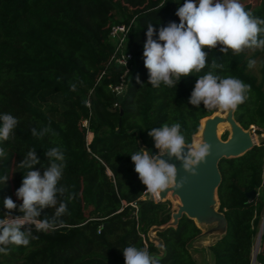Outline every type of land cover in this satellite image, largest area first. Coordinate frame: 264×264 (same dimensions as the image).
Returning a JSON list of instances; mask_svg holds the SVG:
<instances>
[{
    "label": "trees",
    "instance_id": "1",
    "mask_svg": "<svg viewBox=\"0 0 264 264\" xmlns=\"http://www.w3.org/2000/svg\"><path fill=\"white\" fill-rule=\"evenodd\" d=\"M186 0H0V114L19 121L12 138L0 141V217L8 212L3 199L22 204L16 191L28 169L18 166L34 149L41 163L31 170L43 175L50 166L46 152L59 147L66 168L58 187L65 188L60 201L68 212L55 217V208L41 210L38 219H54L58 227L48 233L34 225L30 244L10 245L0 264H125L127 246L147 248L159 264H198L190 241L203 229L183 215L176 226H164L172 217V201L143 197L146 186L139 179L131 154L159 152L149 136L153 128L181 123L187 144L193 142L201 120L215 112L201 103H189L200 75L211 70L213 59L224 65L214 70L221 77L240 79L251 85L248 99L235 110L245 128H264V51L245 49L234 56L216 49L208 52L209 66L180 80L175 88H154L145 67L144 44L148 26L156 29L180 22L176 12ZM254 16L264 18V0H240ZM130 25L124 51L132 57L125 65L113 54L117 41L114 24ZM163 43V42H161ZM256 61L248 68V61ZM125 78L126 87L113 85ZM118 102V105H115ZM84 120L88 124H84ZM2 125V121H0ZM45 128L51 131L44 133ZM43 133L33 136L32 130ZM93 132L88 139V131ZM229 132L222 136L226 139ZM219 209L227 231L209 248L214 264H252L253 246L264 215V138L245 153L224 157L219 163ZM2 186V185H0ZM256 190L250 199L248 192ZM137 201V207L130 204ZM12 215H22L19 207ZM63 222L60 224V222ZM155 228L163 251L150 239ZM256 258L264 264V231Z\"/></svg>",
    "mask_w": 264,
    "mask_h": 264
},
{
    "label": "clouds",
    "instance_id": "2",
    "mask_svg": "<svg viewBox=\"0 0 264 264\" xmlns=\"http://www.w3.org/2000/svg\"><path fill=\"white\" fill-rule=\"evenodd\" d=\"M176 15L180 22H170L167 27H161L159 42L153 38L156 29L151 24L148 26L143 55L145 67L149 71L148 82L154 88L161 85L175 88L182 78L201 73L209 66L208 52L204 49L220 46V51L225 55L231 51L234 56L240 55L245 49L264 51V18L254 16L240 0H186ZM255 66L256 61L250 59L248 68ZM210 68V71L199 76L189 103L197 107L203 103L209 111H235L248 99L251 85L237 78L214 74V70L224 68L215 59L211 61ZM0 121V141H8L19 121L9 113L0 114ZM49 131L50 128L44 129V133ZM32 134L43 135L37 133L36 129L32 130ZM148 134L154 139L159 156L167 154L181 160L183 168L192 175L197 174L196 166L206 162L211 154V146L206 142L188 144V151L185 152L186 141L179 122L153 128ZM46 155L51 162L43 175L31 170L41 163L35 148L27 152L18 166L28 169L21 187L16 191L22 204L18 206L10 197L3 199V206L8 212L0 217V254L7 255L10 245L27 247L32 239L39 238L32 235L30 228L22 230L25 225H34L37 232L44 233L58 227L54 219H38L44 208H55L57 218L68 212V202L74 199V194L67 201H60L57 206V195L65 192V188L58 187L66 168L65 153L59 147H52ZM4 156L5 152L0 148V157ZM159 156L143 149L131 154L139 179L147 192L153 195H158L172 185L177 188L183 186V182H177V168ZM7 181V175L0 177V187ZM17 207L22 215L13 216L12 210ZM123 255L125 264H159L158 258L150 255L147 248L127 246L123 249Z\"/></svg>",
    "mask_w": 264,
    "mask_h": 264
},
{
    "label": "water",
    "instance_id": "3",
    "mask_svg": "<svg viewBox=\"0 0 264 264\" xmlns=\"http://www.w3.org/2000/svg\"><path fill=\"white\" fill-rule=\"evenodd\" d=\"M204 125L201 132V142L211 146V154L196 166V175H192L183 168L181 160L169 157L167 154L154 156L164 159L177 168V182H183L181 188L175 185L159 193L161 199L178 198L176 209L172 211L171 219L164 226H176L183 215L193 218L195 222L206 230L199 235L216 234L222 236L227 231L228 221L223 211L219 209L218 187L222 180L219 163L224 157L238 156L245 153L255 144V138L249 128L243 127L235 118V111L213 113L203 118ZM229 122L230 134L223 139L219 134V124ZM201 128V125H200ZM200 130V129H199ZM187 143L185 152L188 151ZM256 190L248 192L252 199ZM155 230V228H152ZM264 226L260 229L256 249L253 251L252 261L256 259L260 249L261 235ZM197 235V236H199Z\"/></svg>",
    "mask_w": 264,
    "mask_h": 264
},
{
    "label": "rangeland",
    "instance_id": "4",
    "mask_svg": "<svg viewBox=\"0 0 264 264\" xmlns=\"http://www.w3.org/2000/svg\"><path fill=\"white\" fill-rule=\"evenodd\" d=\"M214 113H225V111H220V110H215ZM229 132L230 134V129H224L222 132H220V135L223 136V134L225 132ZM93 136V132L91 130L88 131V139L90 140ZM196 135H194L193 137V142L191 144L194 143L195 141V137ZM229 136V135H228ZM258 139L261 140L262 139V135L258 136ZM172 201V209L175 210L176 209V205L175 202L178 200V198H172L171 195H169V198ZM264 226V215L260 220V226H259V231L260 229ZM206 230V227H203V231ZM258 231V234H259ZM258 234L256 236V240L253 246V251L256 249V244H257V240H258ZM149 237L154 240V242L158 245L160 251L159 253H162L163 251V246H162V242L161 239L158 237L157 231L156 229H151L149 231ZM218 238V235L216 234H207V235H199L196 236L194 239H192L189 243L190 245V250L193 253V255L195 256V258L197 259L198 264H214V255L212 250L209 248V244H211L212 242H214L216 239ZM257 258L252 261V264H254L256 262Z\"/></svg>",
    "mask_w": 264,
    "mask_h": 264
},
{
    "label": "built area",
    "instance_id": "5",
    "mask_svg": "<svg viewBox=\"0 0 264 264\" xmlns=\"http://www.w3.org/2000/svg\"><path fill=\"white\" fill-rule=\"evenodd\" d=\"M130 25L126 24V23H117L114 24L111 28V36L113 38L116 39L117 41V46L115 49V52L113 54V57H115L116 61H118L119 63H123V64H127L128 60L130 57H132V53L130 51H124L123 50V46H124V42L125 39L127 37L128 31H129ZM123 77V76H122ZM126 87V82H125V78L123 77L121 82L113 85V89L116 90L117 92H123V90ZM115 105H118V102H115ZM84 124H88L87 120H84ZM251 133L253 134L254 138H255V143H259L260 140L258 139L259 135H262V138H264V128L263 127H259L256 126L254 124H252L249 127ZM143 197H151L152 199H154L155 201H159V200H164L161 199L160 195H153L149 192H147V189L145 188L143 190ZM130 204H132L133 206L137 207V201H131ZM151 239V238H150ZM152 240V239H151ZM154 241V240H153ZM254 264H262L261 262H258L256 260V262Z\"/></svg>",
    "mask_w": 264,
    "mask_h": 264
},
{
    "label": "bare ground",
    "instance_id": "6",
    "mask_svg": "<svg viewBox=\"0 0 264 264\" xmlns=\"http://www.w3.org/2000/svg\"><path fill=\"white\" fill-rule=\"evenodd\" d=\"M203 125H204V119L201 120V128L200 130L195 134L196 138H195V141L194 142H201V132H202V128H203ZM230 128V124L229 122H222L219 124V134L220 132H222L224 129H228Z\"/></svg>",
    "mask_w": 264,
    "mask_h": 264
}]
</instances>
